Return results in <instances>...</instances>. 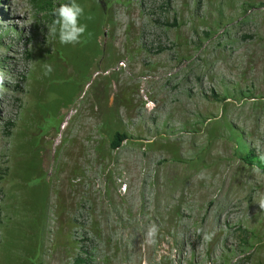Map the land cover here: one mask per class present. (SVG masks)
Segmentation results:
<instances>
[{
    "label": "rangeland",
    "instance_id": "obj_1",
    "mask_svg": "<svg viewBox=\"0 0 264 264\" xmlns=\"http://www.w3.org/2000/svg\"><path fill=\"white\" fill-rule=\"evenodd\" d=\"M77 2L0 0V264H264V0Z\"/></svg>",
    "mask_w": 264,
    "mask_h": 264
},
{
    "label": "clouds",
    "instance_id": "obj_2",
    "mask_svg": "<svg viewBox=\"0 0 264 264\" xmlns=\"http://www.w3.org/2000/svg\"><path fill=\"white\" fill-rule=\"evenodd\" d=\"M50 15L53 17L50 24H47V37L51 40H58L62 45H77L86 42L85 33L87 32V24L81 23V17L84 16V8L77 2V0H66V2L58 3V6L54 7ZM88 19H91L89 16ZM33 21H30L26 27ZM45 75L50 74L53 71V67L49 64L44 65ZM3 84V77H0V85ZM260 162H264V154L259 156ZM259 171V168L256 169ZM198 178L203 179L201 174ZM255 203L259 206V209L264 211V195L259 196ZM157 226L152 225L146 232V243H155V237L157 234ZM214 233H204V239L211 241Z\"/></svg>",
    "mask_w": 264,
    "mask_h": 264
},
{
    "label": "trees",
    "instance_id": "obj_3",
    "mask_svg": "<svg viewBox=\"0 0 264 264\" xmlns=\"http://www.w3.org/2000/svg\"><path fill=\"white\" fill-rule=\"evenodd\" d=\"M36 7H38L39 9L45 11L47 13L48 16H50V19L52 20L53 17L50 15V13L52 12L53 10V3H52V0H33ZM175 24V22H173ZM172 23V24H173ZM126 134L125 133H121V132H118L116 131L113 136H112V139H111V142H110V146L112 149L114 148H118L122 141L124 139H126ZM244 160L245 163H247L248 165H255L257 166L261 171L264 172V162H260L259 160V156L257 154H255L253 152V150L251 149H247L245 150V153H244V156L242 158ZM83 259L80 257V258H77L76 261L77 262H80L82 261Z\"/></svg>",
    "mask_w": 264,
    "mask_h": 264
}]
</instances>
